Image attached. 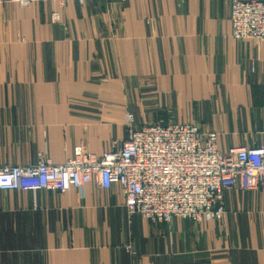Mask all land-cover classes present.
Here are the masks:
<instances>
[{"label": "crops", "instance_id": "crops-1", "mask_svg": "<svg viewBox=\"0 0 264 264\" xmlns=\"http://www.w3.org/2000/svg\"><path fill=\"white\" fill-rule=\"evenodd\" d=\"M230 3L0 0V167L100 154L129 113L212 130L220 151L264 144V41L231 36ZM222 201L220 221L152 222L117 184L0 190V264H264V184Z\"/></svg>", "mask_w": 264, "mask_h": 264}, {"label": "built area", "instance_id": "built-area-1", "mask_svg": "<svg viewBox=\"0 0 264 264\" xmlns=\"http://www.w3.org/2000/svg\"><path fill=\"white\" fill-rule=\"evenodd\" d=\"M11 1L26 6L68 0ZM73 1L83 5L89 0ZM51 19H59L56 11ZM230 23L233 38L264 41V0H231ZM133 122L129 113L124 139L119 145L113 141L100 154L77 145L59 164L40 154L34 163L1 166L0 190L62 191L94 180L99 187H120L128 215L152 222H203L222 220L224 190L264 184V144L220 151L216 133L194 123L169 121L135 128Z\"/></svg>", "mask_w": 264, "mask_h": 264}, {"label": "rangeland", "instance_id": "rangeland-1", "mask_svg": "<svg viewBox=\"0 0 264 264\" xmlns=\"http://www.w3.org/2000/svg\"><path fill=\"white\" fill-rule=\"evenodd\" d=\"M54 12V11H53Z\"/></svg>", "mask_w": 264, "mask_h": 264}]
</instances>
